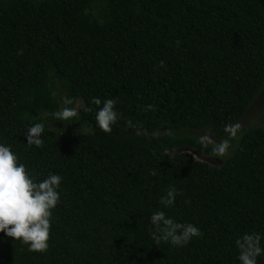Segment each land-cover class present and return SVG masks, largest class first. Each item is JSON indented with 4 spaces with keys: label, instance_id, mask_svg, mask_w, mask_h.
Instances as JSON below:
<instances>
[{
    "label": "trees",
    "instance_id": "1",
    "mask_svg": "<svg viewBox=\"0 0 264 264\" xmlns=\"http://www.w3.org/2000/svg\"><path fill=\"white\" fill-rule=\"evenodd\" d=\"M55 80L85 101L78 125L114 98L112 131L48 127ZM263 88L264 0H0V142L63 177L47 250L0 232V264H240L236 239L264 237V127L234 125ZM202 130L223 143L181 134ZM172 185L167 215L202 233L182 247L151 235Z\"/></svg>",
    "mask_w": 264,
    "mask_h": 264
},
{
    "label": "clouds",
    "instance_id": "2",
    "mask_svg": "<svg viewBox=\"0 0 264 264\" xmlns=\"http://www.w3.org/2000/svg\"><path fill=\"white\" fill-rule=\"evenodd\" d=\"M65 102L71 104V100ZM92 102L98 106L95 113L96 126L104 132H111L119 118L115 108L117 101L114 98L101 100L93 97ZM76 114L77 110L73 107H64L55 113L60 120H67ZM43 134L42 122L30 124L25 133L26 143L41 146ZM219 151L225 152L226 146H221ZM62 180V175L50 173L43 180L37 181L25 164L19 162L11 146L0 142V232L14 240H20L31 251L47 250L52 210L60 201L58 189ZM177 194L178 189L174 185L170 186L160 200L164 208L150 216L153 226L151 235L156 245L163 241L182 247L194 237L202 235L195 224L167 215L165 209L174 206ZM262 239L264 237L255 232L244 233L236 239L240 264H257V258L264 254Z\"/></svg>",
    "mask_w": 264,
    "mask_h": 264
},
{
    "label": "rangeland",
    "instance_id": "3",
    "mask_svg": "<svg viewBox=\"0 0 264 264\" xmlns=\"http://www.w3.org/2000/svg\"><path fill=\"white\" fill-rule=\"evenodd\" d=\"M54 95L59 103V110L64 107H73L77 110V114L67 120H60L56 117V115L45 113L43 118L48 127L55 130H66L71 133H78L82 131L91 132L97 130L96 126L92 124L82 123L81 125L79 124L81 126L80 127L75 123L74 119L82 113V110L86 106L85 101H83L79 95L71 93L69 89L58 80H55ZM66 100H71V104H67L65 102ZM255 127H264V88L246 111L245 115L236 123V125H234V130L244 132ZM181 134L193 135L209 145H221L223 143V140L218 139L208 130L182 131ZM198 159H201L210 165H219L223 160L221 158L216 159L205 157H198Z\"/></svg>",
    "mask_w": 264,
    "mask_h": 264
}]
</instances>
